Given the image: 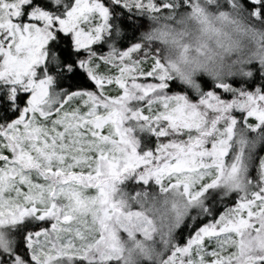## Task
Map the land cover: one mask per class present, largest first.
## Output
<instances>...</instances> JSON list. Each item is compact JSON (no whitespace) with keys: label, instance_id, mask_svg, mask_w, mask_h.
Here are the masks:
<instances>
[{"label":"snow or ice","instance_id":"1","mask_svg":"<svg viewBox=\"0 0 264 264\" xmlns=\"http://www.w3.org/2000/svg\"><path fill=\"white\" fill-rule=\"evenodd\" d=\"M0 264H264V0H0Z\"/></svg>","mask_w":264,"mask_h":264}]
</instances>
